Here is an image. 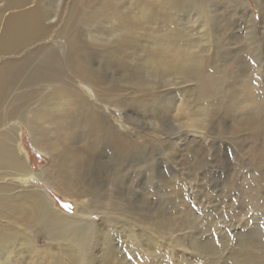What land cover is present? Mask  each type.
Segmentation results:
<instances>
[{"label": "rangeland", "instance_id": "374dc122", "mask_svg": "<svg viewBox=\"0 0 264 264\" xmlns=\"http://www.w3.org/2000/svg\"><path fill=\"white\" fill-rule=\"evenodd\" d=\"M30 7L46 33L7 54L6 19ZM6 61L0 142L70 180L0 167V196L40 185L64 218L0 213V264H264V0H0ZM65 148L92 157L83 175ZM78 205L134 229L89 245Z\"/></svg>", "mask_w": 264, "mask_h": 264}, {"label": "bare ground", "instance_id": "6f19581e", "mask_svg": "<svg viewBox=\"0 0 264 264\" xmlns=\"http://www.w3.org/2000/svg\"><path fill=\"white\" fill-rule=\"evenodd\" d=\"M188 4H190V3H188ZM191 9H193V7ZM250 11L252 12V9H250ZM192 21H194V20H192ZM46 30H47L46 27H44L42 25V14L38 11V7H32V8L30 7L29 9H25V10H22L19 12H14L6 19V24H5L4 29H3L1 49L4 52H6L7 54L16 53V51L19 50V47L23 46L24 44H28L30 41H36L38 39H41L45 35ZM14 64H15L14 61H6L0 66V102L2 99L1 95L3 96L4 89L9 85V83L11 82V80L13 79V77L16 74V72H15L16 67L14 66ZM55 91L65 92V88H64V86H60ZM52 100H53V103H56V104L63 102V99L61 97H59V98L54 97ZM63 109L64 108H60V111ZM67 116H68L67 111H64L58 115V118L61 121H64V119ZM102 117L100 119V124H102V123L105 124V120H104L105 118L103 117L104 118L103 119ZM29 132H30L31 139L33 140L34 144H36V146L38 148H40L41 150H45L43 148V145L45 146L44 141H42L43 139L38 137L39 135H41L42 130H40L39 127L34 126V127L29 129ZM9 145H11V144L8 142H0V167L10 166L13 170L16 169V172H14V174L16 175L18 182H21L23 180L22 181L23 184H26L29 182H32V184H34L33 182L40 180L41 183L49 185L50 184L49 180L51 178L54 179L55 181H58V179H59V180L64 181L66 183L69 182V180H70L69 176L63 175L61 173H58V174H56V176L52 177L46 169L44 170L42 168L40 171H38V170L35 171V170L31 169L30 168V165H31L30 159L31 158H29V156H28L29 153L27 154V152L23 148V145H18V147H19L18 148V156L13 155V148ZM64 156H67L68 158H72V160H71L72 165L74 166V168L77 171L75 173H78V175L84 174V172L86 171V167L88 169V166H84V164L86 165L87 160L92 158V157L89 158V155L87 157L85 155H79L76 152H73L71 149H66V148L64 150ZM59 158H62V156H59ZM71 162H70V164H71ZM144 165H145V163H144ZM135 169H137V168L135 167ZM156 170H157V168H156ZM3 185L7 186L8 184H3ZM18 185H19V183H18ZM23 187H25V188H23L22 191H19L18 196H13L10 194H6V195L2 194L0 196V213L7 214L8 211H10L8 214L15 215L17 213H22L25 210H27L28 215L33 216L35 218H41V220H43L46 225L58 224L59 222L64 220L63 216L61 215L62 212L59 211V208L56 206L55 202L50 198L49 192L44 187H41L40 185H32V187H30V188L27 187L26 185ZM130 207H132V206H130ZM109 210L114 212V213L109 212ZM93 215L95 217H99L98 220H97V218H93L94 217ZM73 216L77 218L76 220L81 222L79 227L82 230H84V232H85L83 242L85 240L89 245L91 242L99 239L98 237H100V235L102 234L101 230L104 228V227L103 228L101 227L102 228L101 229L100 226H102L104 223H108L111 227L115 224H120V225L125 226L126 228L129 229V227L133 226L132 221H134L129 217L121 216V214H118L117 211L113 208H109L106 210H100V211H93V210H89L88 208L81 209V208H79V205L77 206V212ZM58 225H60V224H58ZM60 226H62V225H60ZM153 228H154V226H153ZM104 231H105V228H104ZM141 232H143V231H141ZM135 233H136V231H135ZM135 233H134V235H135ZM144 233L146 234V232H143V234ZM119 234H121V233H119ZM114 237H115V234H114ZM129 237L130 236L128 234V238ZM131 238H133V237L131 236ZM141 238H143V237H141ZM5 241L6 240H4L3 242H5ZM142 241H143V239H142ZM104 245H105V243H104ZM96 247H97V244H96ZM84 250H85L87 257L88 256L91 257L92 256L91 254H93L94 251L96 252V249L88 250L86 248ZM119 254H120V252H119ZM111 257H114V256H111ZM118 258H119V256H118ZM237 264H239V262Z\"/></svg>", "mask_w": 264, "mask_h": 264}, {"label": "snow or ice", "instance_id": "6c2138e0", "mask_svg": "<svg viewBox=\"0 0 264 264\" xmlns=\"http://www.w3.org/2000/svg\"><path fill=\"white\" fill-rule=\"evenodd\" d=\"M96 30H97V31H101V30H103V29L98 27ZM66 207H67V206H66Z\"/></svg>", "mask_w": 264, "mask_h": 264}]
</instances>
